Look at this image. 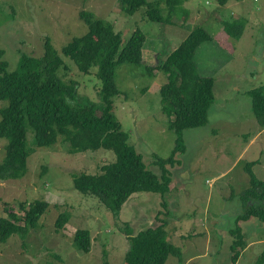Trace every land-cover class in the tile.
<instances>
[{
    "label": "rangeland",
    "instance_id": "obj_1",
    "mask_svg": "<svg viewBox=\"0 0 264 264\" xmlns=\"http://www.w3.org/2000/svg\"><path fill=\"white\" fill-rule=\"evenodd\" d=\"M164 4L163 0L159 8L168 24L150 21L147 6L127 15L119 0H0V50L7 70H16L20 54L41 56L43 38L48 37L69 68L67 73L61 70L60 76L76 82L78 95L94 103L99 102L101 87L97 68L82 74L61 55L62 47L87 32L80 13L110 23L123 42L136 30L145 35L141 64L125 63L115 70L119 95L113 98V107L129 144L156 175L160 170L153 156L169 158L175 135L168 130L159 95L166 75L153 68L201 27L213 39L197 48V73L214 79L208 123L183 132V152L176 154L174 166H166L172 180L169 192L164 197L135 194L117 219L98 198L82 195L73 186L74 176L100 173V167L115 161L114 154L104 150L70 154L62 137L50 147H37L29 130L26 174L19 180L0 181V210L8 205L21 219L20 203L45 201L49 206L25 237L17 234L0 241V264H103L105 258L109 264H122L128 249L127 224L136 234L162 221L165 231H171L167 241L181 252L180 258L169 256L165 264H231L228 232L243 212V194L249 187L246 163L258 161L252 171L264 181V128L251 112L248 95L264 85V0H230L224 6L217 0H186L173 14ZM227 21L244 22L238 40L223 31L222 23ZM5 106L0 101V109ZM6 145L0 138V163ZM63 212L69 220L55 233V220ZM238 224L250 231L248 245L239 251L235 264H257L264 252V223ZM78 229L90 231L87 254L74 244Z\"/></svg>",
    "mask_w": 264,
    "mask_h": 264
},
{
    "label": "trees",
    "instance_id": "obj_2",
    "mask_svg": "<svg viewBox=\"0 0 264 264\" xmlns=\"http://www.w3.org/2000/svg\"><path fill=\"white\" fill-rule=\"evenodd\" d=\"M119 1L127 15L147 6L145 15L150 21L170 23L159 8L163 0ZM184 1L164 0L168 14L175 13ZM217 1L224 6L230 0ZM80 17L87 26V32L62 47L61 55L70 59L82 74L97 68L95 75L101 84L98 103L79 96L78 84L72 80L65 81L60 76L61 70L67 73L69 68L48 37L43 38L42 55L20 54L14 71L7 70L8 64L2 60L3 51L0 50V101L6 103L0 109V138L7 141L5 157L0 163V181L19 180L25 176L29 130L33 132V142L37 147H50L62 137L70 154L109 151L115 156L114 162L100 167L98 174L74 176L73 186L82 195L98 198L117 219L123 206L135 194L151 193L164 197L169 192L172 180L166 166H174L177 163L174 159L176 154L183 152V132L208 123V112L214 104V79L197 73L194 56L201 44L213 38L203 28L196 27L164 61L153 68L166 75V83L161 86L159 95L169 119L168 130L175 135V148L169 158L160 160L153 156V162L160 170V174L156 175L147 169L143 156L129 144V135L122 130L113 107V98L119 95L115 70L125 63L141 64L146 37L136 30L123 42L121 34L105 20L87 13H80ZM222 27L229 37L238 40L244 22L227 21L222 23ZM248 95L251 112L259 126L264 128V85L250 90ZM257 163L248 162L244 168L249 187L243 194V212L236 217L235 227L228 232L232 239L229 246L231 264L236 263L240 252L248 245L250 230H244L238 223L252 220L264 223V181L252 171ZM19 205L23 211L21 219L8 205L0 210V241L17 234L25 237L28 229L37 225L49 206L45 201ZM167 206L164 200L162 207ZM69 217L67 212L58 215L54 223L55 233L65 228ZM165 226L162 221L154 229L149 227L134 234L130 224H127L128 249L122 264H165L169 256L180 258L179 248L167 241L171 231L167 233ZM73 241L79 251L90 252L89 230L78 229ZM263 263L264 252L257 260V264ZM103 264H109L106 258Z\"/></svg>",
    "mask_w": 264,
    "mask_h": 264
},
{
    "label": "clouds",
    "instance_id": "obj_3",
    "mask_svg": "<svg viewBox=\"0 0 264 264\" xmlns=\"http://www.w3.org/2000/svg\"><path fill=\"white\" fill-rule=\"evenodd\" d=\"M184 146V145H183ZM123 262H124V260H123Z\"/></svg>",
    "mask_w": 264,
    "mask_h": 264
},
{
    "label": "crops",
    "instance_id": "obj_4",
    "mask_svg": "<svg viewBox=\"0 0 264 264\" xmlns=\"http://www.w3.org/2000/svg\"><path fill=\"white\" fill-rule=\"evenodd\" d=\"M156 71V70H155Z\"/></svg>",
    "mask_w": 264,
    "mask_h": 264
}]
</instances>
